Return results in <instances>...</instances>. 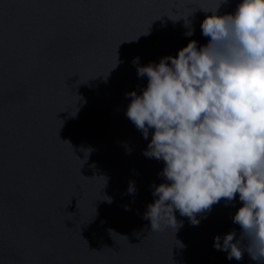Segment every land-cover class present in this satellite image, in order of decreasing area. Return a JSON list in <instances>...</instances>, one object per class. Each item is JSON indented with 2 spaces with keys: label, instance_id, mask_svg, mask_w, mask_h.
<instances>
[{
  "label": "water",
  "instance_id": "obj_1",
  "mask_svg": "<svg viewBox=\"0 0 264 264\" xmlns=\"http://www.w3.org/2000/svg\"><path fill=\"white\" fill-rule=\"evenodd\" d=\"M220 2L0 0V264H264L213 248L239 238L238 196L151 231L164 163L126 116L147 87L137 67L207 44L202 10Z\"/></svg>",
  "mask_w": 264,
  "mask_h": 264
},
{
  "label": "clouds",
  "instance_id": "obj_2",
  "mask_svg": "<svg viewBox=\"0 0 264 264\" xmlns=\"http://www.w3.org/2000/svg\"><path fill=\"white\" fill-rule=\"evenodd\" d=\"M227 2L202 10L211 13L200 24L207 44L193 40L174 58L137 67L147 87L126 94V116L144 139L153 130L143 155L164 163L167 182L155 186L144 215L151 231L182 227L177 211L196 226L197 216L238 196L239 238L216 236L213 248L229 260L247 252L264 261V0H242L234 13L217 15Z\"/></svg>",
  "mask_w": 264,
  "mask_h": 264
}]
</instances>
